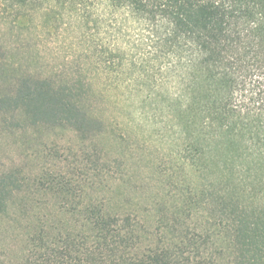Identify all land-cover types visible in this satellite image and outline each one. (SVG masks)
I'll list each match as a JSON object with an SVG mask.
<instances>
[{"label": "trees", "instance_id": "obj_1", "mask_svg": "<svg viewBox=\"0 0 264 264\" xmlns=\"http://www.w3.org/2000/svg\"><path fill=\"white\" fill-rule=\"evenodd\" d=\"M0 2L46 27L58 11L75 41L70 63L0 65L1 126L161 140L135 207L29 206L0 170V264H264V0Z\"/></svg>", "mask_w": 264, "mask_h": 264}, {"label": "rangeland", "instance_id": "obj_2", "mask_svg": "<svg viewBox=\"0 0 264 264\" xmlns=\"http://www.w3.org/2000/svg\"><path fill=\"white\" fill-rule=\"evenodd\" d=\"M57 12H51L53 19L46 27L39 16L37 19V15L22 16L0 2V65L12 63L11 68L18 70L23 64L44 70L63 61L72 62L71 44L75 42L72 27L64 29L65 18ZM7 117L12 120V114ZM19 122L13 119L9 127L0 125V170L23 171L28 183L23 191L32 198V195L40 198L29 200V206L43 203L47 207H83L91 198L112 194L125 198V205L135 207L143 193L156 188L152 168L161 161L157 146L160 138L148 139L146 144L138 138L143 142L137 147V138L129 137L122 126L106 127L83 139L70 126H32L26 121ZM140 155L143 159L138 160ZM126 156L131 163L129 168ZM49 169L55 173H47ZM125 184L129 190L121 195ZM129 199L131 202H126Z\"/></svg>", "mask_w": 264, "mask_h": 264}]
</instances>
